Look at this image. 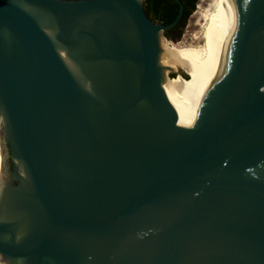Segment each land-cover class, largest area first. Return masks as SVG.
Here are the masks:
<instances>
[{"label": "water", "instance_id": "95a60500", "mask_svg": "<svg viewBox=\"0 0 264 264\" xmlns=\"http://www.w3.org/2000/svg\"><path fill=\"white\" fill-rule=\"evenodd\" d=\"M177 1L164 24L143 0H0L1 262L264 264V0H226L230 73L202 114H175L162 86ZM120 7L141 91L116 113L58 47L78 16ZM142 102L151 116L126 118Z\"/></svg>", "mask_w": 264, "mask_h": 264}, {"label": "bare ground", "instance_id": "6f19581e", "mask_svg": "<svg viewBox=\"0 0 264 264\" xmlns=\"http://www.w3.org/2000/svg\"><path fill=\"white\" fill-rule=\"evenodd\" d=\"M198 8L204 21V45L191 49L165 43L167 52L158 58L162 86L175 114L205 113L208 97L224 89L223 79L230 73V23L226 0H201ZM97 18L99 23L94 22ZM84 30L87 32L82 33ZM67 40L66 46L58 47L61 57L81 88L101 100V107L114 108L118 113L137 97L141 91V69L135 63L119 60L120 56L137 49L135 28L126 10L120 7L78 16ZM108 56L114 60H109ZM170 70L188 72L193 81L187 84L183 79L188 78L182 75L180 79H171ZM91 107L98 121L96 110ZM150 113L148 105L142 102L138 111L126 118L142 122L151 116ZM9 189H5V196H12Z\"/></svg>", "mask_w": 264, "mask_h": 264}, {"label": "trees", "instance_id": "16d2710c", "mask_svg": "<svg viewBox=\"0 0 264 264\" xmlns=\"http://www.w3.org/2000/svg\"><path fill=\"white\" fill-rule=\"evenodd\" d=\"M184 6L183 14L176 25L164 31L166 37L173 41H179L182 37L183 28L188 19L196 10L199 0H181ZM147 14L158 18L164 24L174 22L180 13V4L177 0H145Z\"/></svg>", "mask_w": 264, "mask_h": 264}, {"label": "rangeland", "instance_id": "374dc122", "mask_svg": "<svg viewBox=\"0 0 264 264\" xmlns=\"http://www.w3.org/2000/svg\"><path fill=\"white\" fill-rule=\"evenodd\" d=\"M200 3H201V0H199L198 4ZM198 4L196 7V10L192 13L185 27L183 28L181 39L176 42L166 37L165 34L163 33L164 44L166 43L167 46H171V47L177 45L178 47L191 48V49H195V48L199 49L201 46L204 45V38H203L204 21L201 19L200 13L198 12L199 10ZM165 52H167L166 49H164L162 53H165ZM188 74L189 76H186L185 74H183L184 78H188V79H184L185 81H188L189 79L190 80L193 79L192 75L190 73ZM169 75L176 76L175 77L176 79L182 78L181 73L179 72H172ZM170 78L172 79L174 77H170ZM0 264H5V263L2 262Z\"/></svg>", "mask_w": 264, "mask_h": 264}, {"label": "flooded vegetation", "instance_id": "af4514ba", "mask_svg": "<svg viewBox=\"0 0 264 264\" xmlns=\"http://www.w3.org/2000/svg\"><path fill=\"white\" fill-rule=\"evenodd\" d=\"M143 4H144V7H145V0H143ZM146 10V9H145ZM149 15V14H148ZM153 20H155V21H157V22H161L158 18H155V17H153V16H151V15H149ZM173 79V78H172ZM174 79H176V78H174ZM184 80V79H183ZM193 81V79H189L188 81H185L184 80V82H186L187 84L188 83H191ZM1 258V260H5V258H3V257H0ZM0 263H2L1 261H0Z\"/></svg>", "mask_w": 264, "mask_h": 264}]
</instances>
